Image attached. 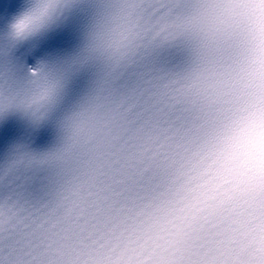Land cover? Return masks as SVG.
<instances>
[{
  "label": "snow or ice",
  "instance_id": "6c2138e0",
  "mask_svg": "<svg viewBox=\"0 0 264 264\" xmlns=\"http://www.w3.org/2000/svg\"><path fill=\"white\" fill-rule=\"evenodd\" d=\"M24 17L0 30V264H64L57 225L143 206L217 132L254 147L264 129V0H29Z\"/></svg>",
  "mask_w": 264,
  "mask_h": 264
},
{
  "label": "clouds",
  "instance_id": "9594fccd",
  "mask_svg": "<svg viewBox=\"0 0 264 264\" xmlns=\"http://www.w3.org/2000/svg\"><path fill=\"white\" fill-rule=\"evenodd\" d=\"M28 2L14 16L20 30L29 23ZM258 132L254 147L217 132L143 206L103 218L80 213L57 225L55 251L64 264H247L248 246L264 241V129Z\"/></svg>",
  "mask_w": 264,
  "mask_h": 264
}]
</instances>
